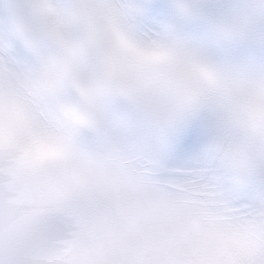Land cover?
<instances>
[{
	"label": "clouds",
	"instance_id": "9594fccd",
	"mask_svg": "<svg viewBox=\"0 0 264 264\" xmlns=\"http://www.w3.org/2000/svg\"><path fill=\"white\" fill-rule=\"evenodd\" d=\"M0 264H264V0H0Z\"/></svg>",
	"mask_w": 264,
	"mask_h": 264
}]
</instances>
